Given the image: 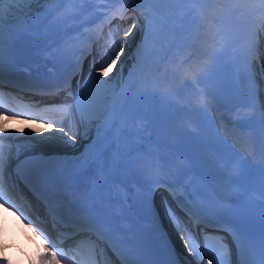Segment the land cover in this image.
I'll return each mask as SVG.
<instances>
[{"label":"snow or ice","instance_id":"obj_1","mask_svg":"<svg viewBox=\"0 0 264 264\" xmlns=\"http://www.w3.org/2000/svg\"><path fill=\"white\" fill-rule=\"evenodd\" d=\"M105 3H118L120 0H104ZM89 0H0V65L5 56V45L10 47L17 34L21 31L34 33L36 36H48L50 34L64 33L69 35L71 27L79 34L80 27H84L82 17L89 12ZM132 8L141 11L145 19L146 34L141 46L137 49L135 71H130L125 78L121 57L124 55L125 44L130 43L128 37L137 29V23L133 22L116 40L111 39V45L105 50L106 59L99 66L93 67L87 80L80 84L77 81L78 90L73 93L71 79H67L49 88L32 89L44 96L55 99L62 92L71 98L59 105L41 109V113L58 112L64 119L49 121L46 127L51 128L57 124L58 136L45 137L36 141L32 137L25 138L18 144L27 147L34 144H44L59 141L70 148L78 147V141L89 140L84 150L74 157V167L80 173L89 172V190L85 196L86 209L82 223L86 227L96 228V222L89 216L93 207L104 206L115 200L120 205L122 213L125 207L130 206V196L127 185L118 177H126L133 173L144 175L149 183V188L143 193L137 194L147 203L148 197L156 187L165 186L173 192V198L177 207L184 213L182 218L177 215L175 209L166 205L168 219L176 229L185 249L195 260V264H201L202 258L208 255V264H233L232 251L225 239L219 235H211L201 225L213 227L215 231H226L232 237L236 245L238 264H264V171L261 172L256 187H249L237 180L248 169V162L243 158L225 153L217 159V167L229 178L230 185L238 192L248 207L245 213H237L231 206L226 196H220L206 184H198L188 181L187 177H180L174 166H166V162L159 156L141 151L143 136L140 131H131L134 119L133 110L136 102L146 93L149 82L152 81L158 71V64L147 54L148 46L156 35L168 29L169 32L177 30L178 25H184L186 20L197 21L195 13H203L222 8L233 13H241L251 21L252 35L258 30H264V0H234L233 7L227 4L221 6L219 0H130ZM41 4L43 10L34 12L32 5ZM80 22L78 25L77 22ZM49 54L56 57L59 49H50ZM153 55H159L153 53ZM257 55L255 43H251L245 49V62ZM120 65L119 71L112 79L109 75ZM237 76L243 83L250 84L253 74L247 67L236 68ZM104 77L105 79H101ZM0 72V80H2ZM250 99H255V90L248 88ZM7 103L4 93L0 92V104ZM24 107H29L25 105ZM255 108V104H252ZM261 115V126L264 127V106L256 109ZM5 114L0 111V117ZM7 122H0V133H7ZM17 132L21 130L16 129ZM41 131L33 128L32 132ZM6 139L18 140L19 138L6 137ZM6 156L0 150V176L5 171ZM261 166L264 168V149L261 150ZM231 177H236L232 180ZM171 180L172 183L168 181ZM180 191L182 195H176ZM258 194L259 199L252 198V193ZM5 193L0 190V198ZM0 206H3L0 204ZM258 214L260 221V235L258 241V254L250 260L247 256V246L242 243L243 233L235 226L229 224L222 228L210 225L209 215L228 214L237 219L241 224L246 216ZM191 225V227H190ZM197 231L203 236L202 245L196 240ZM41 235H44L41 232ZM33 246L20 248V257L10 256V247L7 237L0 238V262L2 264H61L66 259L65 252L56 247L55 242L48 240L42 248L36 240L28 237ZM176 264H179L177 261Z\"/></svg>","mask_w":264,"mask_h":264},{"label":"bare ground","instance_id":"obj_2","mask_svg":"<svg viewBox=\"0 0 264 264\" xmlns=\"http://www.w3.org/2000/svg\"><path fill=\"white\" fill-rule=\"evenodd\" d=\"M123 1V0H120ZM227 0H223L222 2L219 1V4L223 6L224 4H227L229 8L233 7L234 0L231 1L232 4L226 2ZM90 5L89 7V12L86 15H88L90 12L92 13V9H94V5H99V1L97 0H89ZM104 3L103 1H101ZM107 3L104 5L100 6V8H104ZM41 4H34L32 5L33 10L38 9L37 7ZM194 15L197 16V21L194 23L195 25L193 27H189L185 29L186 23L191 22V18L186 20L184 25H178L177 30L174 32H169L168 29H165L164 31L160 32L159 34L161 35V39L158 44L159 51L156 52L159 55H153V52L151 54V59L158 64V71L156 73L155 78L149 82L148 85V93L149 94H157L160 91L161 84L166 83L169 81L170 87H167L169 91V96L171 99H176L180 96V100H183L185 96L189 95L191 93V88H190V80L193 82H196L201 77L200 74L195 73L192 74L191 70L186 69V63L188 59L192 61L193 59H197L198 62L196 65L199 67L200 65V59H202L203 55H205V58L210 57L211 55L214 54V46L213 45H202L199 42L196 41V37L199 36V33L205 32L206 30L209 29L208 34L210 36H213L215 38L220 39L222 41V44L217 46V48L222 49L224 57H229L231 56L228 64L231 65L232 67L237 68V63L239 62L240 56H243L245 54V49L248 45H244L245 42V37L247 34L246 30V20L249 18L241 13H233L227 10H223L222 8H217L216 10L213 11H208L204 12L203 18L201 17V13L197 12ZM144 24L145 19L142 17L141 20ZM140 29L138 31H133L132 35L128 37V41L132 42V38H139L142 39L145 32H144V25L138 26ZM125 28V27H124ZM146 31V29H145ZM264 33V30H262ZM158 34V35H159ZM52 36V34L48 35L47 37ZM243 37V44L241 46L240 43V38ZM46 36L39 37L36 39L37 42L43 43L45 42ZM112 39V38H111ZM110 39V40H111ZM173 42V43H171ZM178 42V43H177ZM127 43L125 44V51L124 55L121 57V62L123 63V73L125 78L127 77L128 73L132 70V67L130 63L132 61H135L136 58L133 56V51L129 48ZM177 51V52H176ZM173 53H176V55L173 57ZM202 55V56H200ZM205 58H203L205 60ZM106 59V56L104 55V58ZM102 59V60H103ZM100 60L99 62L101 63ZM251 63V66L256 69L255 73L256 76L258 77L259 83H261V89H262V98H263V105H264V42L259 45L258 48V54ZM99 63V64H100ZM98 64V65H99ZM182 66V68L179 71V74H173L171 72V77L166 75V70L168 67H176L178 65ZM121 71V67L118 64L117 68L107 77V79H112L113 77L116 76V74ZM251 71V70H250ZM88 74V73H87ZM89 76V75H88ZM101 79H105L104 77H101ZM85 80L82 81L81 84H83ZM157 82H153V81ZM220 83L219 87V92L222 93L223 95L227 93V88L224 86L222 80H218ZM221 85L222 88H221ZM145 93L142 95L144 96ZM167 97V101H169V108L170 111L168 110L165 114H161L160 112H155L152 120V124L150 126L144 127V128H139L136 126L137 121H132L131 125V131H134L133 127H137V131H140L143 136V141L141 143V146H145V143L149 140L153 141V144L156 146L155 152L157 155H169L170 158H178L179 160H183L186 155V151L182 148L181 144L186 140L187 143H189V140L191 139L194 143H197V138L198 134L195 132H191L188 130L189 124L186 123V118L189 116L188 113L185 112V107L182 106V102H180V105L175 104L174 108L172 109L170 106H172V103L174 100H171L167 94H165ZM142 98V97H141ZM139 99L134 107L133 114L136 115V119L140 118L144 114V106L143 102L146 100L144 99ZM159 107L162 108V104H158ZM134 111H137L138 113H134ZM204 111L200 109L196 113L197 117H200V120H204ZM179 121L183 123L182 126H179ZM26 122V121H25ZM40 124L37 125H30V126H25V125H15L12 127H15V130L9 131L7 133H0V139H2V136L4 137H13L16 138L18 137L19 139L17 140L19 144L21 142L25 141V138L32 137L36 141L42 140L45 137L49 136H58L59 133L56 130H51V128L39 126ZM165 126V127H161ZM21 128L20 132H17V128ZM40 129L41 131L38 132H32V129ZM27 129V130H24ZM144 130V131H143ZM190 134L193 136L190 137ZM146 138L147 142L144 140ZM91 139V135L89 137V140ZM16 140V139H14ZM89 140H84V142ZM2 143L4 140L2 139ZM83 142V143H84ZM82 143V144H83ZM5 145H2V147L6 148V154H8L9 150H12L11 147L8 145V142H4ZM219 144V142H218ZM64 146V148H63ZM63 149H62V148ZM79 149L76 148H70L67 145L62 144L59 141H54V142H48L44 144H34L30 146H21L19 147L18 151L12 152L10 154V157L16 158L20 155H23L25 153L31 154L32 156H40V155H45L47 154L46 157H48V154H59L63 155L67 158H71L72 154H76V151ZM78 153V152H77ZM76 156V155H75ZM160 157V156H159ZM14 158V159H15ZM163 161L166 159V157H160ZM74 160V158H73ZM62 161V160H59ZM171 162L170 160H168ZM174 161V160H173ZM175 165V162H173V166ZM64 172L69 173L71 176L75 178V180L80 179L79 182H84L86 180V177L90 176L89 172L86 173H80L77 169H73L71 171H68L66 169H63ZM193 171V169H188L187 173H190ZM87 174V175H86ZM133 177L132 174L126 177H118V180L126 179L128 180L129 178ZM135 177V176H134ZM84 178V179H83ZM76 182V181H75ZM89 190V182H87L86 185V192ZM84 191V189H82ZM4 220V218H3ZM0 233L1 237H5V233L2 230V225L0 224ZM177 244H178V249L181 257L183 258L184 261L187 262H195L193 260V256L191 254L187 253V250L184 247V244L181 243L177 239ZM2 264V262H0Z\"/></svg>","mask_w":264,"mask_h":264},{"label":"rangeland","instance_id":"obj_3","mask_svg":"<svg viewBox=\"0 0 264 264\" xmlns=\"http://www.w3.org/2000/svg\"><path fill=\"white\" fill-rule=\"evenodd\" d=\"M38 8H39V6H38ZM33 124H35V123H33ZM26 130H27V129H26ZM13 132H14V131H13ZM12 146H13V145H12ZM61 148H62V147H61ZM63 148H64V146H63ZM63 148H62V149H63ZM12 149L14 150V147H12ZM14 151H15V150H14Z\"/></svg>","mask_w":264,"mask_h":264}]
</instances>
